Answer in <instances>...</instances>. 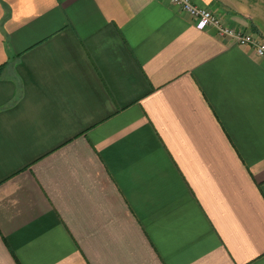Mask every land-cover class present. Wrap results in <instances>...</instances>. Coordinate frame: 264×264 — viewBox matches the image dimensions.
Instances as JSON below:
<instances>
[{"label": "crops", "instance_id": "0c3cea01", "mask_svg": "<svg viewBox=\"0 0 264 264\" xmlns=\"http://www.w3.org/2000/svg\"><path fill=\"white\" fill-rule=\"evenodd\" d=\"M0 264H264V60L167 0H0Z\"/></svg>", "mask_w": 264, "mask_h": 264}, {"label": "built area", "instance_id": "2783aa9c", "mask_svg": "<svg viewBox=\"0 0 264 264\" xmlns=\"http://www.w3.org/2000/svg\"><path fill=\"white\" fill-rule=\"evenodd\" d=\"M189 17L196 30L214 29L218 38H227L236 45L251 48L256 57L264 60V38L251 32L234 29L226 25L217 15L208 9L200 8L191 0H167Z\"/></svg>", "mask_w": 264, "mask_h": 264}]
</instances>
